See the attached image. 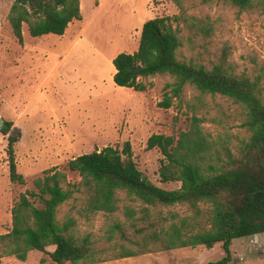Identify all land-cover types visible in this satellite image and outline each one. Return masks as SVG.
<instances>
[{
  "label": "trees",
  "instance_id": "16d2710c",
  "mask_svg": "<svg viewBox=\"0 0 264 264\" xmlns=\"http://www.w3.org/2000/svg\"><path fill=\"white\" fill-rule=\"evenodd\" d=\"M170 1L179 12L144 21L136 51L117 54L112 64L117 86L143 91L145 85L137 81L139 76L158 74L173 79L165 85L168 92L157 104L169 108L174 99L184 103L191 112L190 124L176 136L152 133L146 149L157 148L163 156L161 182L177 181L180 186L164 189L144 177L129 141L121 150L108 145L82 153L66 164L68 170L79 175L78 183H71L64 171L52 166L33 179L32 190L19 194L11 208V227L0 234V257L25 260L28 252L36 250L47 253L55 264H93L158 250L198 245L211 248L220 243L223 257L205 264H230L233 239L264 234V95L259 79L234 72L227 59L228 46L209 68L179 58L184 41L210 38L214 26L208 17L186 13L184 0ZM201 1H219L239 10L259 8L264 13V0ZM80 18L79 0H14L7 14L20 44L23 24L33 37L62 35L70 22ZM138 65L140 73L136 74ZM186 85L204 94L228 97L244 108L242 125L247 136L235 151L227 142L209 139L211 134L202 127L196 104L183 96ZM4 123L0 131L5 135L12 123ZM18 137V131L7 135L6 153L10 181L22 184L24 178L17 172L14 154ZM67 201H72L79 217L98 212L112 217L122 208L125 219L111 220L104 237L107 245L98 247L90 233L76 232L75 215L66 213L58 219V208ZM201 203L209 204L206 216L199 207ZM175 205H186L192 214L180 216L171 211L167 216L154 210ZM50 246L53 250L47 251Z\"/></svg>",
  "mask_w": 264,
  "mask_h": 264
},
{
  "label": "rangeland",
  "instance_id": "374dc122",
  "mask_svg": "<svg viewBox=\"0 0 264 264\" xmlns=\"http://www.w3.org/2000/svg\"><path fill=\"white\" fill-rule=\"evenodd\" d=\"M13 1L0 0V118L12 123L8 134L19 132L14 154L24 183L9 179L8 134L0 131V234L11 227V208L19 194L32 190L33 179L44 169L56 166L68 181L78 183L79 175L66 167L68 160L104 146L121 150L129 141L144 177L164 189L178 188L180 182H161L163 156L157 148L146 149V140L152 133L176 136L186 130L191 112L176 99L169 108L158 106L168 92L165 85L173 80L169 75L139 76L145 90L138 91L114 84L112 64L117 54L136 51L144 21L177 14L178 7L170 0H79L81 18L70 22L62 35L33 37L23 24L20 44L7 21ZM184 7L188 14L208 17L214 30L210 38L184 41L179 58L209 68L228 46L227 59L234 72L258 78L264 95V13L259 8L239 10L219 1L184 0ZM183 35L186 37V32ZM183 96L196 104L197 116L203 118L201 125L211 134L209 139L227 142L235 151L247 136L242 125L244 108L228 97L204 94L190 85L184 87ZM72 205V201L63 203L58 219L66 213L75 215L76 232L90 233L98 247L107 245L104 237L111 220L125 219L122 208L112 217L102 212L79 217ZM199 207L206 216L209 204ZM154 210L167 216L171 211L180 216L192 214L186 205ZM52 250L53 246L47 247ZM230 250V264H264V234L233 239ZM223 255L218 243L211 248L198 245L158 250L93 264H205ZM0 264L55 263L47 253L32 250L25 260L0 257Z\"/></svg>",
  "mask_w": 264,
  "mask_h": 264
},
{
  "label": "water",
  "instance_id": "95a60500",
  "mask_svg": "<svg viewBox=\"0 0 264 264\" xmlns=\"http://www.w3.org/2000/svg\"><path fill=\"white\" fill-rule=\"evenodd\" d=\"M134 73H136V74H139L140 73V65H138V66H136L134 68ZM4 124H5L4 121H2V119L0 118V128H2L4 126ZM252 235H253L254 238H256V237L259 236L258 233H254Z\"/></svg>",
  "mask_w": 264,
  "mask_h": 264
},
{
  "label": "crops",
  "instance_id": "0c3cea01",
  "mask_svg": "<svg viewBox=\"0 0 264 264\" xmlns=\"http://www.w3.org/2000/svg\"><path fill=\"white\" fill-rule=\"evenodd\" d=\"M114 72H115V68H114ZM137 81H139L138 78H137ZM119 87H123V86H119ZM132 89H133V88H132Z\"/></svg>",
  "mask_w": 264,
  "mask_h": 264
}]
</instances>
